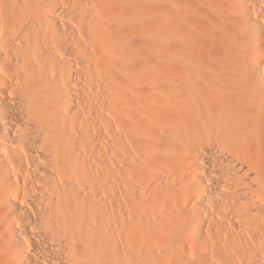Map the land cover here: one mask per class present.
Masks as SVG:
<instances>
[{"label": "bare ground", "instance_id": "6f19581e", "mask_svg": "<svg viewBox=\"0 0 264 264\" xmlns=\"http://www.w3.org/2000/svg\"><path fill=\"white\" fill-rule=\"evenodd\" d=\"M0 264H264V0H0Z\"/></svg>", "mask_w": 264, "mask_h": 264}]
</instances>
